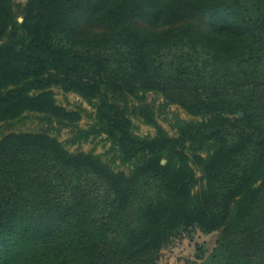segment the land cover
Listing matches in <instances>:
<instances>
[{
    "label": "trees",
    "instance_id": "1",
    "mask_svg": "<svg viewBox=\"0 0 264 264\" xmlns=\"http://www.w3.org/2000/svg\"><path fill=\"white\" fill-rule=\"evenodd\" d=\"M148 91L199 118L170 133ZM26 111L70 144L105 135L130 169L48 130L4 135L0 264H160L197 231L218 236L191 264H264V0H0V122Z\"/></svg>",
    "mask_w": 264,
    "mask_h": 264
},
{
    "label": "rangeland",
    "instance_id": "2",
    "mask_svg": "<svg viewBox=\"0 0 264 264\" xmlns=\"http://www.w3.org/2000/svg\"><path fill=\"white\" fill-rule=\"evenodd\" d=\"M17 5L24 6L27 0H15ZM20 18H23L20 14ZM55 91V96L57 103L67 108H77L79 106L87 108L89 111H93L94 108L91 104L85 101L80 95L75 92L65 91L61 87H53ZM131 99H135L132 97ZM146 100L148 102L154 103L158 110V122L162 124L163 127L169 130L170 133H174L173 128H171L170 120L174 115H179L181 118L187 120H196L199 117H195L184 110L179 104H169L163 106L164 97L161 93L156 91H148L146 93ZM42 113L35 111H26L22 117L0 122V138L4 135L12 132H26V131H42L48 130L51 134L56 136L60 141H62L65 146L70 151H85L99 153L101 156L108 161L115 169L126 170L130 169L129 165L121 164L118 159L115 158L113 152H111V142L106 139L105 135L98 136L96 138L90 139L88 141L70 144L68 143V138L71 135L70 128L56 129L54 124H49L44 120L40 119ZM135 131L140 135H154L156 128L153 125L145 123L141 118L134 117ZM89 123V119L84 115V118L79 121L80 126H86ZM198 176L201 180L203 173L199 169ZM202 183L196 186V189L200 188ZM218 234H203L201 231L195 233L194 239L191 240L189 237H185L171 243L163 253L160 260V264H191L196 243L207 241L209 248L215 245Z\"/></svg>",
    "mask_w": 264,
    "mask_h": 264
},
{
    "label": "water",
    "instance_id": "3",
    "mask_svg": "<svg viewBox=\"0 0 264 264\" xmlns=\"http://www.w3.org/2000/svg\"><path fill=\"white\" fill-rule=\"evenodd\" d=\"M23 18H20V20H22ZM242 113L241 112H239V115H241ZM164 162V161H163Z\"/></svg>",
    "mask_w": 264,
    "mask_h": 264
},
{
    "label": "built area",
    "instance_id": "4",
    "mask_svg": "<svg viewBox=\"0 0 264 264\" xmlns=\"http://www.w3.org/2000/svg\"><path fill=\"white\" fill-rule=\"evenodd\" d=\"M179 240V239H178ZM178 240H176V241H178Z\"/></svg>",
    "mask_w": 264,
    "mask_h": 264
},
{
    "label": "crops",
    "instance_id": "5",
    "mask_svg": "<svg viewBox=\"0 0 264 264\" xmlns=\"http://www.w3.org/2000/svg\"><path fill=\"white\" fill-rule=\"evenodd\" d=\"M164 250H165V249H164ZM164 250H163V251H164Z\"/></svg>",
    "mask_w": 264,
    "mask_h": 264
}]
</instances>
